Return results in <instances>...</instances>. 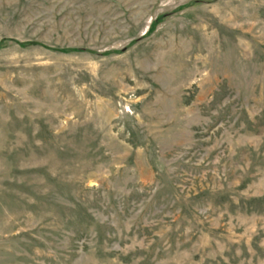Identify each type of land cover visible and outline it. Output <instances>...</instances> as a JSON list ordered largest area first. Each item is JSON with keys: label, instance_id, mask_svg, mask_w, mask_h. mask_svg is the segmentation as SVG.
I'll return each instance as SVG.
<instances>
[{"label": "rangeland", "instance_id": "rangeland-1", "mask_svg": "<svg viewBox=\"0 0 264 264\" xmlns=\"http://www.w3.org/2000/svg\"><path fill=\"white\" fill-rule=\"evenodd\" d=\"M0 264H264V0H0Z\"/></svg>", "mask_w": 264, "mask_h": 264}]
</instances>
